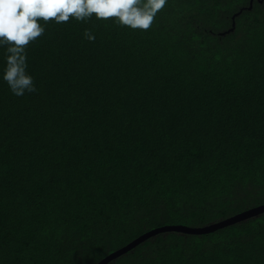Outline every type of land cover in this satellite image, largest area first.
Segmentation results:
<instances>
[{
	"label": "trees",
	"instance_id": "1",
	"mask_svg": "<svg viewBox=\"0 0 264 264\" xmlns=\"http://www.w3.org/2000/svg\"><path fill=\"white\" fill-rule=\"evenodd\" d=\"M251 3L167 0L148 31L38 21L37 91L22 96L0 45V264H95L152 228L264 203V0ZM106 264H264V212L159 232Z\"/></svg>",
	"mask_w": 264,
	"mask_h": 264
},
{
	"label": "clouds",
	"instance_id": "2",
	"mask_svg": "<svg viewBox=\"0 0 264 264\" xmlns=\"http://www.w3.org/2000/svg\"><path fill=\"white\" fill-rule=\"evenodd\" d=\"M167 0H0V45L6 46L3 80L16 96L36 92L27 72L26 49L44 35L45 24L68 23L70 18L86 22L93 18L113 22L132 31H148ZM84 38L96 37L85 29Z\"/></svg>",
	"mask_w": 264,
	"mask_h": 264
},
{
	"label": "water",
	"instance_id": "3",
	"mask_svg": "<svg viewBox=\"0 0 264 264\" xmlns=\"http://www.w3.org/2000/svg\"><path fill=\"white\" fill-rule=\"evenodd\" d=\"M258 1L261 2L262 0H258ZM251 2H252V0H250V4L248 7L249 9L252 6ZM236 14L237 13L233 14L232 19L234 18V16ZM233 28H234V22L232 21V25L227 30V32L232 31ZM263 212H264V203L250 207L248 209H245V210L237 212L233 215H230L226 218L219 219V220H216L214 222H211V223H208V224H205L202 226H187L184 224H167V225L155 227V228H152L150 230H147V231L139 234L138 236H136L135 238H133L132 240L127 242L125 245H123V246L117 248L116 250L108 253L107 255L102 257L100 260H98L95 264H106L109 260H111V259L115 258L116 256L124 253L125 251L129 250L130 248H133L137 244L143 242L147 238H149V237H151V236H153L159 232L176 230V231H180L182 233H191V234L208 233V232L214 231L218 228L224 227L226 225H230V224H233L236 222H240V221L245 220L249 217L257 216Z\"/></svg>",
	"mask_w": 264,
	"mask_h": 264
}]
</instances>
